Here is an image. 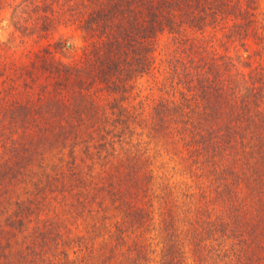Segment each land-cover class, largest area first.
<instances>
[{"label":"trees","instance_id":"1","mask_svg":"<svg viewBox=\"0 0 264 264\" xmlns=\"http://www.w3.org/2000/svg\"><path fill=\"white\" fill-rule=\"evenodd\" d=\"M15 9L47 44L19 70L1 61L0 264H264L260 0ZM63 26L83 42L71 61L56 56ZM145 77L160 92L149 101ZM165 155L198 181V207L181 206Z\"/></svg>","mask_w":264,"mask_h":264},{"label":"rangeland","instance_id":"2","mask_svg":"<svg viewBox=\"0 0 264 264\" xmlns=\"http://www.w3.org/2000/svg\"><path fill=\"white\" fill-rule=\"evenodd\" d=\"M21 0L12 1L11 5H8L4 9L0 11V50L2 51L3 55L0 57V70L3 71V67H1V61L5 60L7 66H12L13 69L19 70V67H22L29 63V56L32 55V51H39L43 49V45L47 44L45 39L36 40V34L31 35L27 31L22 33L16 27L17 21V10L15 6ZM261 6L264 8V0H260ZM63 32L65 33V37L68 38V43L66 44V48L63 49V53H57L56 56L61 58L64 61H71L72 59L78 57L81 54V48L83 42L80 37L79 31L74 29L73 27H62ZM55 38H58L56 36ZM237 50L242 51V48L238 45L236 48L231 47L232 54H235ZM171 51V44L169 43L166 37L162 38L160 45L157 50V61L159 62L160 59L166 56L168 52ZM7 73H12V70L6 69ZM2 79V78H0ZM1 85V84H0ZM1 87V86H0ZM150 82H147V77L143 79V83L140 85L139 89L140 92L138 93V99H146L149 101L153 98V95L157 96L160 92L156 90H152L150 88ZM22 89V88H21ZM0 95H3L1 92ZM135 102L138 100L135 99ZM179 159L176 157H168L165 155L163 159L159 161L158 165L165 166L167 172L174 174V178L181 183V192L186 190L188 196L184 199V202L181 204L183 208L187 206H199V201H197V194L200 191L198 186L199 183L194 178L191 180L190 178H186L181 175L182 170H178L180 164L178 163ZM176 167L174 171H171L172 167ZM188 176V175H187ZM179 187V189H180ZM204 187L202 186V189ZM191 202V203H190ZM194 264V263H193Z\"/></svg>","mask_w":264,"mask_h":264}]
</instances>
